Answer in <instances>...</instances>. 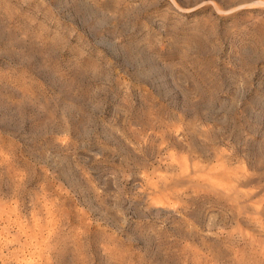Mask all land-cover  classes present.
Wrapping results in <instances>:
<instances>
[{
	"label": "rangeland",
	"instance_id": "obj_1",
	"mask_svg": "<svg viewBox=\"0 0 264 264\" xmlns=\"http://www.w3.org/2000/svg\"><path fill=\"white\" fill-rule=\"evenodd\" d=\"M0 264H264V0H0Z\"/></svg>",
	"mask_w": 264,
	"mask_h": 264
}]
</instances>
